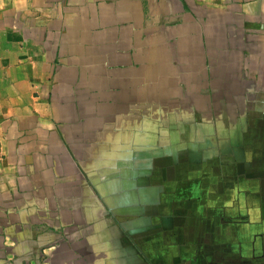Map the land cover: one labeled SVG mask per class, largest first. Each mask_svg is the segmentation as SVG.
<instances>
[{"label":"crops","instance_id":"obj_1","mask_svg":"<svg viewBox=\"0 0 264 264\" xmlns=\"http://www.w3.org/2000/svg\"><path fill=\"white\" fill-rule=\"evenodd\" d=\"M244 142L235 244L241 190L204 165ZM221 251L264 259V0H0V264Z\"/></svg>","mask_w":264,"mask_h":264},{"label":"rangeland","instance_id":"obj_2","mask_svg":"<svg viewBox=\"0 0 264 264\" xmlns=\"http://www.w3.org/2000/svg\"><path fill=\"white\" fill-rule=\"evenodd\" d=\"M213 109V107H211ZM221 115H225V111L219 112ZM218 113V115H219ZM242 117V115L239 114V119ZM243 141H245V136L243 135ZM240 140V139H239ZM245 142L242 143V151L244 155V160L241 159V149L239 147H235L236 145L230 144V145H224L227 146L226 150L224 152H220L218 158L210 157L207 162L205 163L204 167H217L221 166L224 170H226V174L228 176H232V184H234V187H237L240 192V199L237 201L235 208H231L228 214V218L230 221L231 228L233 230L232 239L234 240V243L240 242L242 237L240 234L241 230V222H247L248 220L252 221L254 215L252 212L248 210V213H246V189L248 185L256 184L258 180L251 178V176H248L246 165L248 167L250 166H256L261 165V156L258 154L262 151V143H254L248 145ZM207 147H214L216 145L213 144H207ZM220 147V145H219ZM235 152V154L233 153ZM247 153V156H246ZM252 153H254L255 157L252 159L250 158ZM258 154V155H257ZM250 158V159H247ZM196 167V166H195ZM249 178V179H248ZM250 183V184H248ZM241 206V208H240ZM246 213V214H245ZM246 220V221H245ZM221 227V226H219ZM238 240L237 242H235ZM207 264H264L263 257H257L253 258L250 256L249 253H243V256L240 258L236 257L235 255H230L226 251H221L219 253L211 252L206 257Z\"/></svg>","mask_w":264,"mask_h":264},{"label":"flooded vegetation","instance_id":"obj_3","mask_svg":"<svg viewBox=\"0 0 264 264\" xmlns=\"http://www.w3.org/2000/svg\"><path fill=\"white\" fill-rule=\"evenodd\" d=\"M238 258H240V257L238 256Z\"/></svg>","mask_w":264,"mask_h":264}]
</instances>
